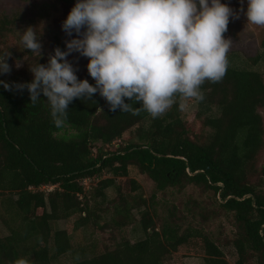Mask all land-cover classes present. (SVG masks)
Instances as JSON below:
<instances>
[{
	"label": "trees",
	"instance_id": "obj_1",
	"mask_svg": "<svg viewBox=\"0 0 264 264\" xmlns=\"http://www.w3.org/2000/svg\"><path fill=\"white\" fill-rule=\"evenodd\" d=\"M15 26V16H0V39ZM57 47L65 50L59 42ZM229 55L222 80L206 81L204 99L187 102L196 103L191 124L180 98L152 118L143 111H110L97 93L91 100L74 99L58 128L45 97L33 104L27 89L0 85V223L7 232L0 238V264H167L170 258L182 264L184 249L201 256L200 264H228L201 226L184 224L173 209L158 213L155 194L138 195L141 186L129 177L130 168L159 192L188 185L211 192L235 228L229 244L234 264H264V76L253 69L258 56L237 65L231 62L235 54ZM32 79L0 74L10 85ZM65 130L73 133L60 135ZM134 210L143 238L132 243L121 231L133 223ZM207 210L190 218L206 222ZM106 231L113 232L112 242L99 249L98 235ZM79 232L83 243L75 241Z\"/></svg>",
	"mask_w": 264,
	"mask_h": 264
},
{
	"label": "clouds",
	"instance_id": "obj_2",
	"mask_svg": "<svg viewBox=\"0 0 264 264\" xmlns=\"http://www.w3.org/2000/svg\"><path fill=\"white\" fill-rule=\"evenodd\" d=\"M241 12L250 24L264 27V0H247L237 11L221 0H76L61 24L67 36L76 34L65 41V50L57 47L47 64L30 67L31 82L0 80V85L8 91L27 89L33 104L45 97L58 128L74 99L91 100L97 93L110 111H143L158 118L177 98L202 101V85L226 75L232 40L224 33L230 17L238 19ZM42 34L43 28L39 34L36 27L25 28L23 48L40 57ZM74 52L88 59L94 85L77 78L67 59ZM9 58V51L0 55V74L11 72Z\"/></svg>",
	"mask_w": 264,
	"mask_h": 264
},
{
	"label": "rangeland",
	"instance_id": "obj_3",
	"mask_svg": "<svg viewBox=\"0 0 264 264\" xmlns=\"http://www.w3.org/2000/svg\"><path fill=\"white\" fill-rule=\"evenodd\" d=\"M221 3H226L234 11H237L241 7L246 8L247 0H243V3H241V0H221ZM73 6L74 4L65 6L55 0H0V16L7 15L15 16L16 18L14 31L2 40L0 39V51L4 53L9 51L11 53V58L7 60V63L11 66V72L8 74L21 73L32 76L29 68L35 66L40 59L47 64L48 57L53 53L56 42L63 44L65 48V41L76 37L75 33L71 37L67 36L61 28L62 22ZM29 26L36 27L38 34L43 28V34L40 37L42 44L40 57L24 49L20 42L24 29ZM224 36L232 40V46L227 57L230 56L229 54L235 55L232 56L233 61H230L240 65L242 58L253 59L258 56V62L253 66V69L261 72L264 76V49L260 46L261 41L264 39V27L250 24L241 12L238 19L230 17L228 31L224 33ZM13 54L20 56V59L17 60ZM67 59L76 69L78 79L94 81L87 72L88 59L86 57L74 52ZM16 63L20 64V67L17 68ZM100 99L104 100L101 96ZM181 106L184 119L191 124L196 113V103L187 104L182 101ZM261 115L264 119V110L261 111ZM72 133L71 130H65L60 135L66 134V136H69ZM262 160L264 161V154ZM129 177L140 184L141 188L137 192L138 195L141 194L144 198H148L152 194L156 195L158 213H165L163 209H173L178 217L184 216L186 218L184 224L201 226L223 248L228 264L235 263L237 257L233 248L229 245L234 237L235 228L232 225L230 216H227L218 208V204L213 199L211 192H204L193 185H188L180 191L168 188L163 192H159L156 190L155 184L147 176L139 174L135 168H130ZM83 185L86 191L90 190L91 184L88 181H85ZM107 195L109 199L115 197L112 189L107 191ZM201 210H207V213H209L206 222L203 220L201 222L199 217L196 218V221H193L190 216ZM40 213L41 210L38 211V214ZM132 214L134 216L133 223L123 228L121 235L134 243L143 238V235L136 223L139 220L138 212L134 210ZM63 226L64 224L60 223L58 228ZM112 233L106 231L98 235L97 243L99 249H103L104 245L112 242ZM6 234V230L0 223V238ZM75 241L84 242V236L81 232L76 235ZM180 255L182 256V264L201 263V256L190 254L185 249L181 250ZM177 261L176 258H170L167 264H177Z\"/></svg>",
	"mask_w": 264,
	"mask_h": 264
},
{
	"label": "built area",
	"instance_id": "obj_4",
	"mask_svg": "<svg viewBox=\"0 0 264 264\" xmlns=\"http://www.w3.org/2000/svg\"><path fill=\"white\" fill-rule=\"evenodd\" d=\"M51 189V188H50Z\"/></svg>",
	"mask_w": 264,
	"mask_h": 264
}]
</instances>
